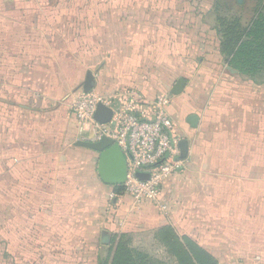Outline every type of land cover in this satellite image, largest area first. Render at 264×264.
Segmentation results:
<instances>
[{"label":"crops","instance_id":"0c3cea01","mask_svg":"<svg viewBox=\"0 0 264 264\" xmlns=\"http://www.w3.org/2000/svg\"><path fill=\"white\" fill-rule=\"evenodd\" d=\"M64 3L0 0V227L8 228V264H62L49 253L69 242L106 251L105 264L116 236L157 238L163 228L218 264H264V80L224 61L216 25L205 23L208 41L197 48L186 16L178 28L158 8L98 17L94 0ZM179 79L184 92L173 95ZM92 92L168 98L188 153L157 202L136 205L117 194L99 177L100 154L77 145L98 141L72 114Z\"/></svg>","mask_w":264,"mask_h":264},{"label":"built area","instance_id":"2783aa9c","mask_svg":"<svg viewBox=\"0 0 264 264\" xmlns=\"http://www.w3.org/2000/svg\"><path fill=\"white\" fill-rule=\"evenodd\" d=\"M168 103V98L162 96L149 100L129 92L106 98L92 92L83 94L72 105L81 133L93 131L98 141L106 136L120 146L128 165L122 195L129 196L136 205L157 202L163 184L184 170L180 137L167 112ZM100 104L112 110L108 123L101 124L95 118ZM139 173L150 177L141 180Z\"/></svg>","mask_w":264,"mask_h":264},{"label":"rangeland","instance_id":"374dc122","mask_svg":"<svg viewBox=\"0 0 264 264\" xmlns=\"http://www.w3.org/2000/svg\"><path fill=\"white\" fill-rule=\"evenodd\" d=\"M59 2H70L72 0H49ZM86 0H81L83 3ZM97 3V16H137L139 14L145 16L147 11L158 8L161 14L176 19V26L182 27L184 16L187 20L192 21L191 35L193 37L195 47L199 48L204 44V40L208 41V32L205 23L209 26H217V24L227 23L239 19L243 25L247 24L251 18L255 16L256 6L260 3L264 4V0H94ZM102 2H106V7L102 6ZM143 2L144 4H136ZM149 5L147 6V4ZM65 6H68L64 3ZM217 9L212 7L216 6ZM66 10V9H64ZM210 10V12H209ZM51 11V9H49ZM59 12V10H55ZM205 14V16H204ZM204 16V17H203ZM182 22V24H181ZM187 27H189L187 25ZM243 27V26H242ZM211 43L213 39H210ZM216 43V41H215ZM205 58V56H204ZM264 80V75L260 77ZM5 221L0 220V226ZM125 238L123 250L119 253V262L124 259L130 264H175L174 257L167 249V246L155 234L143 233L132 235ZM8 228L0 227V264H8L7 248H8ZM169 241V239H168ZM69 242L68 249L59 252L50 250V258L54 253L59 254V258L63 260L62 264H103L106 251H99L97 248L77 249ZM175 243V242H173ZM124 254V256H123ZM5 255V256H4ZM141 257V258H140ZM137 261V262H136ZM133 262V263H132ZM51 264H58L53 262ZM179 264V261L178 263Z\"/></svg>","mask_w":264,"mask_h":264},{"label":"trees","instance_id":"16d2710c","mask_svg":"<svg viewBox=\"0 0 264 264\" xmlns=\"http://www.w3.org/2000/svg\"><path fill=\"white\" fill-rule=\"evenodd\" d=\"M216 9L219 11L217 6ZM216 30L220 35V53L228 65L254 81L264 75L263 3L258 5L255 16L247 24L243 25L239 19H235L218 24ZM115 191L117 194H122L123 186H116ZM158 237L167 246L168 251L177 258L179 264H218L213 256L192 241L184 238L182 242L173 233L172 228L161 229ZM125 238H127L125 234L115 237L112 257L105 264H130L125 259L119 262V253L124 249L122 241Z\"/></svg>","mask_w":264,"mask_h":264},{"label":"water","instance_id":"95a60500","mask_svg":"<svg viewBox=\"0 0 264 264\" xmlns=\"http://www.w3.org/2000/svg\"><path fill=\"white\" fill-rule=\"evenodd\" d=\"M92 81V76H89L85 84L86 92L90 90ZM185 86L186 80L179 79L172 89V94H182ZM111 117V108L100 104L96 112V120L101 124H105L110 121ZM188 121L193 127H196L197 118L195 116L190 117ZM77 145L89 148L100 154L98 174L103 183L110 186H122L125 183L128 170L127 159L117 142L104 136L97 142L78 141ZM180 149V158L185 159L188 153V142L186 140H180ZM137 176L141 180H148L150 177L148 173H139ZM106 239L109 240L108 237Z\"/></svg>","mask_w":264,"mask_h":264}]
</instances>
